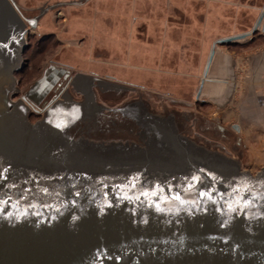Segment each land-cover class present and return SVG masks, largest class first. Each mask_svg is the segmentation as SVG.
<instances>
[{"label":"water","instance_id":"95a60500","mask_svg":"<svg viewBox=\"0 0 264 264\" xmlns=\"http://www.w3.org/2000/svg\"><path fill=\"white\" fill-rule=\"evenodd\" d=\"M43 13L0 0V264H264V169L184 138L136 90L76 74L29 124L8 95Z\"/></svg>","mask_w":264,"mask_h":264},{"label":"rangeland","instance_id":"374dc122","mask_svg":"<svg viewBox=\"0 0 264 264\" xmlns=\"http://www.w3.org/2000/svg\"><path fill=\"white\" fill-rule=\"evenodd\" d=\"M14 1L27 18L39 17L44 12L38 28L27 38L20 70L13 76L14 87L8 95L10 102L21 100L27 106L29 124L41 120L74 76L83 74L136 90L152 114L173 116L181 136L234 161L241 171L256 174L264 169V162L250 161L248 148L231 126L220 123L227 128L223 133L217 121H209L214 114L197 102V83L172 75L152 76L143 68L128 66L127 20H120L122 28L118 31V20L112 19L115 9L126 14L127 2ZM229 49L238 52L244 48Z\"/></svg>","mask_w":264,"mask_h":264},{"label":"crops","instance_id":"0c3cea01","mask_svg":"<svg viewBox=\"0 0 264 264\" xmlns=\"http://www.w3.org/2000/svg\"><path fill=\"white\" fill-rule=\"evenodd\" d=\"M125 2L112 19L118 31L127 20L128 66L197 83L209 121L231 126L250 161L264 162V0H113Z\"/></svg>","mask_w":264,"mask_h":264},{"label":"snow or ice","instance_id":"6c2138e0","mask_svg":"<svg viewBox=\"0 0 264 264\" xmlns=\"http://www.w3.org/2000/svg\"><path fill=\"white\" fill-rule=\"evenodd\" d=\"M193 179L196 180V179H198V178H197V177H193ZM133 187H134V185H133ZM191 187H192V185H189V189H190ZM245 189H247V190L250 191V189L248 188V185H247L246 182L243 183L241 187L234 188V189H233V193L239 194L242 190H245ZM45 191H46V190H45ZM163 191H164L163 188H160V187L158 186V190H154V191H152V192H142L141 195H143V196H145V197H148V196H157L158 193H162ZM171 191H172V189H171V187H170V188H169V192H171ZM199 195H200L201 197H209V198H211V193H210V192H204V191H202V192L199 193ZM261 196L264 197V193H261ZM137 198H139V197H137ZM162 199H167V198H162ZM171 199H172V200H175V201H180L181 203H184V201L181 200V196H180L179 193H176L175 195L171 196ZM2 203H7V201H3ZM246 203H247V204H250L251 201H247ZM155 206H156L157 208L160 207L159 204H156ZM231 207H232L231 204H229V208H231Z\"/></svg>","mask_w":264,"mask_h":264},{"label":"trees","instance_id":"16d2710c","mask_svg":"<svg viewBox=\"0 0 264 264\" xmlns=\"http://www.w3.org/2000/svg\"><path fill=\"white\" fill-rule=\"evenodd\" d=\"M231 45H233V43L227 44V46H231ZM247 47H249V46H247Z\"/></svg>","mask_w":264,"mask_h":264},{"label":"flooded vegetation","instance_id":"af4514ba","mask_svg":"<svg viewBox=\"0 0 264 264\" xmlns=\"http://www.w3.org/2000/svg\"><path fill=\"white\" fill-rule=\"evenodd\" d=\"M35 110V109H34ZM35 112H37V110H35Z\"/></svg>","mask_w":264,"mask_h":264}]
</instances>
